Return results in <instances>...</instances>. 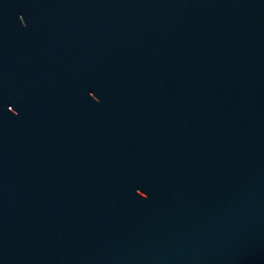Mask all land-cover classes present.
Instances as JSON below:
<instances>
[{
    "label": "water",
    "instance_id": "obj_1",
    "mask_svg": "<svg viewBox=\"0 0 264 264\" xmlns=\"http://www.w3.org/2000/svg\"><path fill=\"white\" fill-rule=\"evenodd\" d=\"M0 264H264V0H0Z\"/></svg>",
    "mask_w": 264,
    "mask_h": 264
}]
</instances>
